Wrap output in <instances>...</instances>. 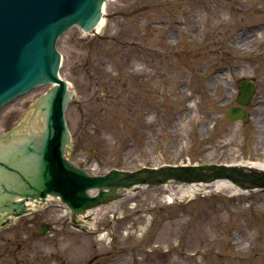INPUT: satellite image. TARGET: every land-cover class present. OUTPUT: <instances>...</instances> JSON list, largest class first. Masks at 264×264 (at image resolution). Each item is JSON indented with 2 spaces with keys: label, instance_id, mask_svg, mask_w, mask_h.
<instances>
[{
  "label": "rangeland",
  "instance_id": "rangeland-1",
  "mask_svg": "<svg viewBox=\"0 0 264 264\" xmlns=\"http://www.w3.org/2000/svg\"><path fill=\"white\" fill-rule=\"evenodd\" d=\"M263 47L264 0L108 1L96 33L73 26L56 43L59 75L73 91L71 160L96 175L264 162ZM251 78L262 82L250 117L228 121L237 81ZM48 87L5 104L0 134ZM186 187L126 191L94 209L84 229L58 204L16 222L30 224L32 264H264V191ZM44 223L52 227L41 233Z\"/></svg>",
  "mask_w": 264,
  "mask_h": 264
},
{
  "label": "water",
  "instance_id": "water-1",
  "mask_svg": "<svg viewBox=\"0 0 264 264\" xmlns=\"http://www.w3.org/2000/svg\"><path fill=\"white\" fill-rule=\"evenodd\" d=\"M107 0H0V107L37 85L54 84L32 105L43 129L37 133L0 136V211L19 216L25 201L59 197L72 218L86 209L121 197L117 191L166 183H210L224 179L242 190L264 189V171L239 165H161L134 171L111 169L88 175L64 158L69 144L64 111L72 92L57 71L58 36L73 25L92 33ZM236 102L227 110L230 121L245 120L252 86L240 81ZM31 118V117H30ZM19 138L12 143L11 138ZM95 191V194H89ZM22 197L21 200H14Z\"/></svg>",
  "mask_w": 264,
  "mask_h": 264
},
{
  "label": "flooded vegetation",
  "instance_id": "flooded-vegetation-1",
  "mask_svg": "<svg viewBox=\"0 0 264 264\" xmlns=\"http://www.w3.org/2000/svg\"><path fill=\"white\" fill-rule=\"evenodd\" d=\"M260 54L261 57H264V47L260 50ZM262 75L264 76V71ZM263 79L264 78H262V80ZM251 80L253 81L255 88H257L259 82H262V80L256 82L254 78H251ZM260 88L261 86H259V89ZM254 105H256V103ZM15 231L23 232L16 234ZM16 236H20L17 242H15ZM15 243H18V249L16 250L13 248ZM32 261L30 224L24 223V225H21L11 222L9 225L0 228V264H32Z\"/></svg>",
  "mask_w": 264,
  "mask_h": 264
},
{
  "label": "bare ground",
  "instance_id": "bare-ground-1",
  "mask_svg": "<svg viewBox=\"0 0 264 264\" xmlns=\"http://www.w3.org/2000/svg\"><path fill=\"white\" fill-rule=\"evenodd\" d=\"M103 17L100 19L98 24L95 27V32L101 27L103 23ZM247 41V40H246ZM241 165H246L252 168H257V169H263L264 170V162H259V161H250V160H243L239 162ZM201 187V184H193L190 186H187V190L189 191V194L192 195L193 193H196L199 190H203ZM208 190H221V189H234L236 191H239L233 184H231L227 180H218L215 181L209 185H207Z\"/></svg>",
  "mask_w": 264,
  "mask_h": 264
}]
</instances>
